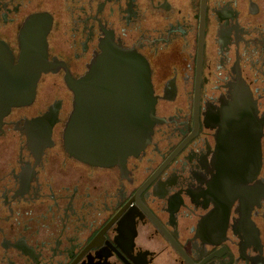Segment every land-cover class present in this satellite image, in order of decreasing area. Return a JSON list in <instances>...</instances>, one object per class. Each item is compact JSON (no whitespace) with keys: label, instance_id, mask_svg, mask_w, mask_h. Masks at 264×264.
<instances>
[{"label":"flooded vegetation","instance_id":"af4514ba","mask_svg":"<svg viewBox=\"0 0 264 264\" xmlns=\"http://www.w3.org/2000/svg\"><path fill=\"white\" fill-rule=\"evenodd\" d=\"M108 43L147 65L155 123L97 167L65 151L66 79ZM26 44L48 66L0 115V264H264V0H0V61Z\"/></svg>","mask_w":264,"mask_h":264},{"label":"water","instance_id":"95a60500","mask_svg":"<svg viewBox=\"0 0 264 264\" xmlns=\"http://www.w3.org/2000/svg\"><path fill=\"white\" fill-rule=\"evenodd\" d=\"M42 23L41 16L30 17L23 31ZM21 50L17 64L0 61V115L33 97L37 79L48 66L38 46L26 44ZM66 83L74 95L63 137L70 157L107 167L137 154L149 142L155 101L149 71L140 56L108 43L81 79H66Z\"/></svg>","mask_w":264,"mask_h":264}]
</instances>
